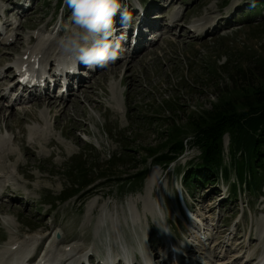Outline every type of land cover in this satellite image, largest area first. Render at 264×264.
<instances>
[{"label": "rangeland", "instance_id": "obj_1", "mask_svg": "<svg viewBox=\"0 0 264 264\" xmlns=\"http://www.w3.org/2000/svg\"><path fill=\"white\" fill-rule=\"evenodd\" d=\"M13 1L0 0V9H9ZM57 1L30 0L31 6L21 15L9 13L7 21L12 27L10 25L8 34L0 38V85L8 86L13 81L8 66L11 67L24 51H31L47 40L55 41L51 42L58 46L60 39L73 27L71 9L67 4L57 7ZM170 1L172 3L168 6H164L168 0L147 2L150 10L163 13L165 17L161 15L157 20L161 35L158 33L151 42L150 46L155 43L153 47L143 49L146 42L142 40L132 53V59L117 60L106 70L103 68L86 80L78 93L70 91L69 96L66 92L68 97L64 99L73 101L76 98L78 104L75 105H80L84 116L77 117L73 108H69L65 118L52 115L59 112L57 109L50 116L45 108L38 109L33 105L44 99L23 105L15 102L12 108V104L5 107L9 99L6 103L2 101L0 190L5 193L0 200V207L3 205L0 209V249L7 243L10 246L19 244L32 235L49 234L44 239L48 246L51 235L58 233L62 243L56 242L57 248L64 250L72 246L91 249L100 235L104 238L100 242L110 241L112 237L124 238L127 252L132 254L143 248L163 246L159 238L163 239L164 231L169 229L175 235L176 245L185 251L184 244L196 245L193 236L197 230H194L193 221L191 227L195 234L185 231L180 222L185 216L181 207L177 210L176 205L184 203L193 209L192 218L202 225L203 237L210 238L200 248L206 253L203 259L206 263L220 264L222 260L231 261L236 256L238 259L232 264L243 263L252 252L264 251V189L262 195L256 193L251 198L244 195L245 191L244 194L238 191L237 199L226 203V197L231 194L230 184L235 182L234 175H231L229 182L219 180L215 187H197L193 196H189L182 186L181 174L199 155L197 149L187 144L182 156L165 168L154 160L159 154L153 158L148 155L149 148H159L165 142L159 138L163 137L167 125L184 128L191 116L211 109L219 96L211 81L230 88L224 74L226 69L222 68L224 64L231 62L246 69L254 66L256 58L264 60V11L260 15H250L244 0ZM125 4L130 5V12L135 13V21L155 24L157 16L139 17L136 0H125ZM234 7L237 12L230 20L224 17L223 11H218V8H228L230 13ZM259 11L253 10L254 13ZM183 14L188 26H207L214 20H220L221 24L213 37L209 36L210 33L193 36L190 30L181 28L182 21L175 22L173 18L171 22H175V28L171 34L166 33L169 18L177 16L179 19ZM9 36L20 37L15 46V43L7 45ZM48 44H45L48 52L45 57L54 51V46ZM40 56L41 53L31 59L37 60ZM89 95L91 101L87 102L86 96ZM51 98L53 100V96ZM28 112L30 116L25 117L24 113L27 116ZM7 117L10 121L23 120L18 125L15 122L9 125ZM55 123L58 126L53 129ZM223 145L228 164L227 138H224ZM114 160L119 163L112 166ZM81 161L86 163L87 183L78 195L63 203L61 198L73 192L75 184L81 187L83 175L74 177L69 173ZM142 173L146 174L145 178L140 179V175L134 178ZM149 181L152 184L149 185ZM6 184L10 185L8 190ZM91 204L94 209L89 211ZM191 216L186 218L192 220ZM163 218L167 221L166 226ZM234 231L237 239H234ZM258 237L260 240L256 241ZM11 240L18 243L10 244ZM131 240L133 243L129 242ZM61 244L71 247H61ZM219 244L222 247L216 249ZM235 244L239 246L236 248ZM230 247L228 257L223 252L229 251ZM56 249L51 264L73 260V256L60 258ZM258 256L255 254L251 260Z\"/></svg>", "mask_w": 264, "mask_h": 264}, {"label": "trees", "instance_id": "obj_2", "mask_svg": "<svg viewBox=\"0 0 264 264\" xmlns=\"http://www.w3.org/2000/svg\"><path fill=\"white\" fill-rule=\"evenodd\" d=\"M253 64H248L246 69L231 62L224 64L222 68L226 69L224 74L230 88L211 81L219 94L211 109L191 116L184 128L167 125L163 137L159 138L165 140L162 146L148 150L152 158L159 154L154 158L156 163L168 167L184 152L187 135L186 143L199 153L182 172V185L189 193L197 187L214 184L219 177L229 182L232 174L236 179V183L230 184L233 197H236L237 187L245 189L248 195L260 192L264 187V60L256 58ZM225 136L229 140L228 164L224 158ZM117 163L119 161L114 160L111 165ZM85 169L86 163L81 161L69 170L74 177L83 175L81 187L75 184L73 192L64 195L61 202L75 197L85 186ZM138 176L142 179L146 174H137L134 178Z\"/></svg>", "mask_w": 264, "mask_h": 264}, {"label": "clouds", "instance_id": "obj_3", "mask_svg": "<svg viewBox=\"0 0 264 264\" xmlns=\"http://www.w3.org/2000/svg\"><path fill=\"white\" fill-rule=\"evenodd\" d=\"M71 9L70 31L60 39V48L71 54L76 64L88 68H105L120 57L121 41H126L132 17L122 9L120 0H66ZM119 14L121 29L117 36L115 18Z\"/></svg>", "mask_w": 264, "mask_h": 264}, {"label": "bare ground", "instance_id": "obj_4", "mask_svg": "<svg viewBox=\"0 0 264 264\" xmlns=\"http://www.w3.org/2000/svg\"><path fill=\"white\" fill-rule=\"evenodd\" d=\"M10 13V12H9ZM155 25V24H154ZM9 27H10V25L7 27L8 29H9ZM198 31H199V28H196ZM19 39H20V37H16L15 39H14V45L13 46H15L16 44H17V42L19 41ZM42 41V40H41ZM5 42H7V40L5 41ZM45 42H48L49 44H48V46H51V44H52V42L51 41H45ZM44 43V42H43ZM42 43V44H43ZM155 45V43L153 44V46ZM12 46V47H13ZM152 46V47H153ZM36 47H38V48H42V45L41 44H38V46H36ZM10 49V48H9ZM16 50L17 49H15V52H16ZM43 49H39L38 51H36L35 49H33V50H29V51H24L23 53H22V55L20 56V58H21V60L24 58V56L25 55H28V61L31 59V57L33 56H36V55H38V54H40V52L42 51ZM47 49H45L44 50V52L46 51ZM12 51V50H11ZM13 53H15L14 51H12ZM53 53H55V51L54 52H52L51 53V55L49 56H44L45 54H41V56L38 58V59H40L41 61H44V62H46L52 55H53ZM57 53L59 54L60 52H58L57 51ZM63 53V51H61V54ZM32 59H34V58H32ZM126 59H128L127 58V56L125 57V60ZM132 59V58H131ZM23 61V60H22ZM126 62V61H125ZM128 62V61H127ZM129 66V65H128ZM10 68V67H9ZM111 70H112V68H111ZM113 73H115V75L117 74L116 73V71H113ZM2 75V73L0 72V76ZM124 76V75H123ZM2 81V80H1ZM1 81H0V83H1ZM45 86H47V88H48V84L47 83H45ZM6 86L5 85H0V101H4V100H6L7 98H8V93H7V91H8V89H7V87L5 88ZM49 88H50V86H49ZM65 96H66V92L62 95V97H61V99L60 100H57V99H53V100H50V99H48V97H47V99H46V94L43 96V97H41V99L40 100H42V99H44L42 102H35V103H33V105H34V107L35 108H38V109H41V108H45L46 110H48V113L50 114V116H54V117H59V118H65L66 117V113H67V111L69 110V108H73V110H74V114L76 115L77 114V117L79 116H84V111L81 109V107H80V105H75V104H78L77 103V101H76V98L73 100V101H68V100H66V99H64L65 98ZM66 97H68V96H66ZM88 99L86 100L87 102H90L91 101V97H90V95L89 96H86ZM19 103H21V102H19ZM23 103H25V102H23ZM14 105H16V103L15 102H13L12 103V106L10 107V108H12ZM0 109H1V107H0ZM55 109H57V110H59V112L57 113V114H52V112L55 110ZM29 111V110H28ZM33 111V110H32ZM72 112V111H71ZM71 112H70V114H71ZM81 112V114H79L78 115V113H80ZM27 113V112H26ZM29 113V112H28ZM52 114V115H51ZM24 116L25 117H28V116H30V113L26 116V114L24 113ZM32 118L33 119H35V120H37L34 116H32ZM4 119V118H3ZM22 120L23 119H18L17 121L16 120H13V121H10V119H9V117H7V119H6V123H8L9 125H11V123L12 122H15L17 125L18 124H20L21 122H22ZM63 120V119H62ZM38 121V120H37ZM39 122V121H38ZM60 122V121H59ZM5 123V122H4ZM7 124V125H8ZM13 124V123H12ZM58 126V125H57ZM56 123L53 125V129H56ZM9 128H11L10 126H8ZM80 127V126H79ZM23 139L24 138H22L21 139V141H23ZM22 149V147H20V150ZM11 156V155H10ZM19 172H20V169L18 168L17 169ZM6 182H8V181H6ZM148 184L150 185V184H152V182L151 181H149L148 182ZM7 185V184H6ZM4 185L5 186V188L8 190L9 189V187H10V185ZM4 189V188H3ZM0 192H3V193H5L4 191H1L0 190ZM13 195H14V191H12L11 192ZM4 197V194H2L1 195V198H3ZM93 205V204H92ZM92 205L88 208L89 209V211H92L94 208L92 207ZM2 206L3 205H1V207H0V209L2 208ZM4 211V210H3ZM104 220V219H103ZM106 220V219H105ZM82 227V226H81ZM98 228H99V226H97L96 227V231L98 230ZM48 236H50L49 234H47L46 236H42V238H36L34 235H32V237H29V238H26V239H24L22 242H20L19 244H17L18 246H17V248H16V250H13V251H11L10 250V248H8V249H6V250H3V251H0V257H3L4 255H6V253H8V254H21V253H23V252H26L27 250V252H30V251H32L34 248H32V246H35V248L37 247H40V245H41V241L42 240H44L45 238H47ZM199 241V240H198ZM11 243L10 244H13V242H16L15 240H11L10 241ZM57 242H59V241H57ZM52 243V242H51ZM60 243H61V241H60ZM9 244V243H8ZM13 245H15V244H13ZM222 245V244H221ZM220 244L218 245V247L219 248H221L222 246H221ZM54 245L53 244H49V248L47 249V251H45V253H44V255L46 254L47 255V259H46V261H44V264H51L52 263V261H53V253H54V250L57 248V245H56V247H53ZM239 246V245H238ZM217 247V248H218ZM80 248H77V247H75V246H72L70 249H62V248H57L56 249V251H55V253L57 254V255H59V257L61 258V257H63L64 259L65 258H68V257H71V256H74V254H75V252L76 251H78ZM69 250V251H68ZM44 252V251H43ZM216 254H217V251H214ZM73 255H72V254ZM227 253H228V251L227 250H225L224 251V254L225 255H227ZM43 253H41V255H42ZM43 255V256H44ZM76 256V255H75ZM41 257V256H40ZM229 257V256H228ZM238 258H237V256H236V258L235 259H233L232 260V262H234V261H236ZM157 260H155V262H156ZM69 262V264H73V262L71 261V260H69L68 261ZM68 262H65V264H67ZM224 263V262H223ZM188 264H190V263H188ZM224 264H228V262L227 263H224Z\"/></svg>", "mask_w": 264, "mask_h": 264}]
</instances>
